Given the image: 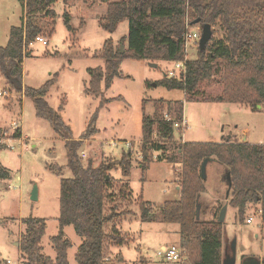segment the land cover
Wrapping results in <instances>:
<instances>
[{"label":"rangeland","instance_id":"1","mask_svg":"<svg viewBox=\"0 0 264 264\" xmlns=\"http://www.w3.org/2000/svg\"><path fill=\"white\" fill-rule=\"evenodd\" d=\"M104 3V0H57L51 6L55 12L51 34L50 16L42 13L38 16L44 28L39 35L46 38L48 44L35 42L26 46L29 53L22 60V86L37 88L56 74L46 101L57 110L73 138L81 135L92 115L96 114L94 126L97 132L84 140L78 150L84 165L89 158L98 164L101 160L119 159L123 151L131 152L130 173L124 178L131 195L124 196L125 199L117 195L120 184L112 190L120 212L115 225L128 243L121 246L106 243L108 264H180L157 256L161 245L180 246L179 224L139 218L136 202L139 195L160 215L161 204L178 199L180 194L175 162L158 161L155 158L158 152H153V161L144 171L141 170L143 113L152 116L157 100L183 102L186 126L182 131H174L171 146L175 153L177 145L183 143L180 138L184 142H220L224 135L230 134L233 140L240 142L246 135L247 142L262 143L264 106L254 110L248 105L213 100L222 90L218 74L201 81L198 93L191 96L182 89L160 84L153 86L152 83L163 78L173 67L172 62L163 60L154 61L156 67H153L147 60L123 59L119 64V75L110 87L105 89L102 86L100 96L89 94L87 69L103 65V42L112 39L118 46L119 39L128 31L127 21L119 23L112 32L100 26ZM22 14L19 0H0V46L6 45L10 27L21 24ZM196 26L198 24H192L189 29ZM211 38L212 41L224 40V30L218 25L212 27ZM185 54V59H194L196 50L190 49ZM0 92V128L7 134L19 128L26 136L5 139V145L0 149V166L9 173L7 179L0 180V262L3 264V260L9 259L13 264L23 263L18 241L24 231L22 220L26 217L44 219L41 252L54 258L51 237L58 233L60 180L72 177L66 166L64 142L47 120L36 116L32 100L16 92L1 74ZM124 141L130 146H125ZM110 174L115 179L123 178L118 167ZM225 178L224 165L216 160L207 162L202 178L204 191L198 197L197 219L216 220L222 205L227 204L222 222V254H229L230 242H234L235 264H240L245 257L264 259L261 212L258 206H249L244 221L237 220L236 210L228 205L230 188ZM33 187H36L35 200L30 198ZM109 204L106 203V209ZM249 216L253 219L246 223ZM109 228L107 225L106 230ZM63 230L64 237L71 244L67 250L68 264H77L74 255L81 237L71 225ZM183 264H187V260Z\"/></svg>","mask_w":264,"mask_h":264},{"label":"trees","instance_id":"2","mask_svg":"<svg viewBox=\"0 0 264 264\" xmlns=\"http://www.w3.org/2000/svg\"><path fill=\"white\" fill-rule=\"evenodd\" d=\"M19 1L23 8L21 24L10 27L6 45L0 46V74L16 92L32 100L36 116L47 120L63 140L66 166L72 172L71 178L60 180L58 233L51 237L55 257L50 258L41 252L45 221L35 217L22 220L24 231L18 241L19 254L24 264H68L67 250L71 244L64 237L63 229L71 225L81 237L74 255L77 264H108L106 243L114 246L128 243L115 225L120 212L112 190L120 184L117 195L130 197L124 178L130 173L131 152L123 151L119 159L101 160L98 164L89 158L84 165L78 150L84 140L97 132L94 126L96 114L92 115L81 135L73 138L57 110L46 101L56 74L37 88L22 86V60L29 53L23 49L43 33L44 28L38 20L41 13L52 19L49 34L52 33L55 12L51 6L57 0ZM104 2L106 12L99 18L100 26L112 32L119 23L127 21L128 31L119 39L118 46L112 39L103 42V65L87 69L89 94L100 96L102 86L105 89L110 87L119 75V64L123 59L147 60L150 63L182 61L185 66L182 80L168 78L164 74L155 84L182 89L191 96L198 93L201 81L218 74L222 90L213 100L248 105L254 110L257 105L264 106V0ZM195 19L208 23L211 28L220 26L225 38L217 41L211 38L205 50L196 49L194 59H185L183 35ZM154 107L152 116L143 113L141 118L139 165L144 171L153 161V152H158L155 156L158 161L175 162L180 194L178 199L161 204L160 215L156 214L150 202L139 195L136 198L139 218L142 221L159 219L164 223L179 224L180 248L187 264H222V223L217 219H197L198 197L204 191L201 163L210 158L224 165L230 178V185L225 178L230 188L228 205L236 210L237 220L244 221L249 206H258L264 223V141L240 142L226 136L220 142L179 143L174 153L171 146L175 133L173 125L183 119V102L157 100ZM21 136L19 128L10 134L0 128V149L5 145V139ZM115 167L120 168L123 178L112 177L110 171ZM8 177V171L0 166V180ZM108 202L109 208L106 209ZM107 225H110L109 231L106 230ZM117 256L121 258L120 254Z\"/></svg>","mask_w":264,"mask_h":264},{"label":"built area","instance_id":"3","mask_svg":"<svg viewBox=\"0 0 264 264\" xmlns=\"http://www.w3.org/2000/svg\"><path fill=\"white\" fill-rule=\"evenodd\" d=\"M200 33H201V29H200L199 25L196 26L195 29H193V30L188 29L184 33L183 40H184V45H185V51H188V50L193 49V48H194V50H196L198 48ZM35 42L41 43L43 45L48 44L47 39L44 38L42 35H37L35 37V39L29 44L32 45ZM23 50H24V52H27V47L25 46ZM172 63H173V67L167 71L165 76L168 78L176 79V80H182L183 73L185 72L184 63L182 61H173ZM1 95H2V93L0 92V96ZM164 117L166 119H169L166 115H164ZM185 126H186V123H185L184 119H182L181 122L174 123L173 129L176 130L177 132H179L178 130L182 131L185 128ZM180 140L182 142H184L182 140V138H180ZM124 144L127 147L130 146V143L128 141H124ZM252 219L253 218L251 216H249L246 219V223H250L252 221ZM157 256L163 260L174 261V262H178L180 264L185 263L187 260V258L183 255V252H182V249L180 248V246H175V245L161 246L159 248V250L157 251ZM3 261H4L3 264H13V262H11L9 259L3 260Z\"/></svg>","mask_w":264,"mask_h":264},{"label":"water","instance_id":"4","mask_svg":"<svg viewBox=\"0 0 264 264\" xmlns=\"http://www.w3.org/2000/svg\"><path fill=\"white\" fill-rule=\"evenodd\" d=\"M192 24H198L200 26L201 29V33H200V38H199V42H198V49L203 51L205 50L206 45L209 43L211 37H212V28L208 23H200L199 19H195L193 20ZM121 52L123 51L122 48H120ZM151 66L156 67L155 63H151ZM153 86H155V83H152ZM260 105H257V108H259ZM246 139H243V142H245ZM210 158H205L200 166V174L201 177H204V170H205V166L207 164L208 161H210ZM226 180L228 182V184L230 185V178H229V173H226ZM30 198L32 200L36 199V187H33L31 193H30ZM226 209H227V204H223L222 207L219 210L218 213V217H217V221L222 223L224 218H225V214H226ZM197 215H198V209H197ZM234 242H232V250H233V254L232 255H226L223 256L222 259V264H235L236 259H235V255H234ZM240 264H264V259L260 260L257 257H245L241 260Z\"/></svg>","mask_w":264,"mask_h":264},{"label":"crops","instance_id":"5","mask_svg":"<svg viewBox=\"0 0 264 264\" xmlns=\"http://www.w3.org/2000/svg\"><path fill=\"white\" fill-rule=\"evenodd\" d=\"M112 1H119V0H112ZM52 6H53V5H52ZM103 8H104V12H103L102 15H104L105 12H106V2L104 3V7H103ZM102 15H101V16H102ZM7 39H8V38H7ZM227 134H228V133H227ZM21 135H22V133H21ZM226 136H231V135L228 134V135H226ZM245 136H246V135H244L243 139L245 138ZM25 137H26V136L22 135V136L20 137V139H23V138H25ZM223 137H225V135H224ZM200 195H201V194H200ZM198 211H199V210H198ZM161 246H164V245H161ZM161 246H160V247H161Z\"/></svg>","mask_w":264,"mask_h":264},{"label":"flooded vegetation","instance_id":"6","mask_svg":"<svg viewBox=\"0 0 264 264\" xmlns=\"http://www.w3.org/2000/svg\"><path fill=\"white\" fill-rule=\"evenodd\" d=\"M229 249H230V253L228 254V252H225V253L223 254V256L230 255V254L232 255V254H233V250H232V242H230ZM260 260H263V258H261Z\"/></svg>","mask_w":264,"mask_h":264}]
</instances>
